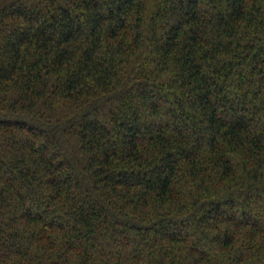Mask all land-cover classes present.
<instances>
[{"label": "trees", "instance_id": "16d2710c", "mask_svg": "<svg viewBox=\"0 0 264 264\" xmlns=\"http://www.w3.org/2000/svg\"><path fill=\"white\" fill-rule=\"evenodd\" d=\"M0 264H264V0H0Z\"/></svg>", "mask_w": 264, "mask_h": 264}]
</instances>
